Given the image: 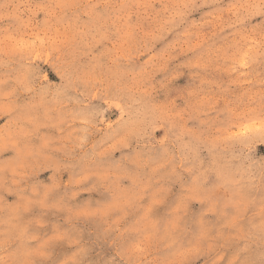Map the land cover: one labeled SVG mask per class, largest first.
<instances>
[{
	"label": "rangeland",
	"instance_id": "obj_1",
	"mask_svg": "<svg viewBox=\"0 0 264 264\" xmlns=\"http://www.w3.org/2000/svg\"><path fill=\"white\" fill-rule=\"evenodd\" d=\"M264 0H0V264H264Z\"/></svg>",
	"mask_w": 264,
	"mask_h": 264
},
{
	"label": "snow or ice",
	"instance_id": "obj_2",
	"mask_svg": "<svg viewBox=\"0 0 264 264\" xmlns=\"http://www.w3.org/2000/svg\"><path fill=\"white\" fill-rule=\"evenodd\" d=\"M257 131L264 133V121H262L259 125V127L253 129V128H245L242 132L238 133V136H247L250 132Z\"/></svg>",
	"mask_w": 264,
	"mask_h": 264
}]
</instances>
